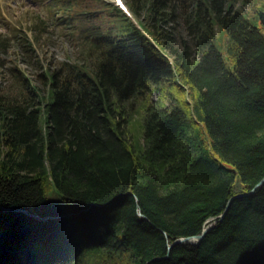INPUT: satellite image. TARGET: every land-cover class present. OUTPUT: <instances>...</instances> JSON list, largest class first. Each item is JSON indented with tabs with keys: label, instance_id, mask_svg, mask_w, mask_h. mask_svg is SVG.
<instances>
[{
	"label": "trees",
	"instance_id": "trees-1",
	"mask_svg": "<svg viewBox=\"0 0 264 264\" xmlns=\"http://www.w3.org/2000/svg\"><path fill=\"white\" fill-rule=\"evenodd\" d=\"M124 2L50 0L46 91L9 66L0 264H264V184L164 256L264 176V0Z\"/></svg>",
	"mask_w": 264,
	"mask_h": 264
},
{
	"label": "rangeland",
	"instance_id": "rangeland-1",
	"mask_svg": "<svg viewBox=\"0 0 264 264\" xmlns=\"http://www.w3.org/2000/svg\"><path fill=\"white\" fill-rule=\"evenodd\" d=\"M54 16L50 0H0V89L5 93H14L9 66L22 67L46 91L38 73L69 56L81 60L69 29Z\"/></svg>",
	"mask_w": 264,
	"mask_h": 264
},
{
	"label": "water",
	"instance_id": "water-1",
	"mask_svg": "<svg viewBox=\"0 0 264 264\" xmlns=\"http://www.w3.org/2000/svg\"><path fill=\"white\" fill-rule=\"evenodd\" d=\"M264 184V176L258 180L254 186L252 187V189L248 190V191H242V193H238V194H235L233 196L230 197V199H228V202L224 208V210L222 212L219 213L218 216H211V217H208L204 223H203V227L201 229L200 232L196 233V234H191V235H184V236H179V237H175L172 239V241L170 243H168L167 245V254H165L164 256L167 257L169 255V250L170 248L172 247V245L174 244H177V243H192V244H196L198 243L202 238L203 236L213 227H215L216 223L219 222V220L221 218H223V216L225 215V212L227 211V209L229 208L230 206V203H231V200L232 198L234 197H237V196H242L244 194H251L255 191V189L261 185ZM0 207L3 209H10V207L8 206H2L0 205ZM26 213H30L32 214L33 216L37 217L38 219L40 218H44L43 216H41L40 214H37V213H33V212H30L29 210H25L23 209ZM140 213V212H139ZM47 217V216H46ZM154 259H158L157 257H155Z\"/></svg>",
	"mask_w": 264,
	"mask_h": 264
}]
</instances>
